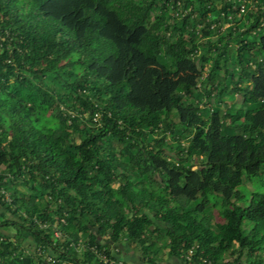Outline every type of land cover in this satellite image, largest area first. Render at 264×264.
I'll list each match as a JSON object with an SVG mask.
<instances>
[{
	"label": "trees",
	"instance_id": "trees-1",
	"mask_svg": "<svg viewBox=\"0 0 264 264\" xmlns=\"http://www.w3.org/2000/svg\"><path fill=\"white\" fill-rule=\"evenodd\" d=\"M0 208V264H264V0H0Z\"/></svg>",
	"mask_w": 264,
	"mask_h": 264
},
{
	"label": "rangeland",
	"instance_id": "rangeland-1",
	"mask_svg": "<svg viewBox=\"0 0 264 264\" xmlns=\"http://www.w3.org/2000/svg\"><path fill=\"white\" fill-rule=\"evenodd\" d=\"M227 25H228V23H226L224 26L226 27ZM248 186L251 188V184H248ZM1 211H2V208H0V213H1ZM214 216H215V219L217 221H223V218L220 216V214L218 213L217 210H214ZM7 229L11 232L15 231V227L13 225ZM57 233H58V231H57ZM31 242H32V238L27 240L25 242V245L29 246V245H31ZM110 244H111L110 248H112L114 250L113 254L115 256H118L120 258L122 257L121 259H124L125 261H127L129 263H138L139 262V264H140L139 252H138L137 247L134 246L135 245L134 243L131 244L127 240H122V241L117 242V243H111L110 242ZM117 244H118V246H117ZM82 246H84V245L81 244V246H79V248L81 249ZM80 249H79V251H80ZM67 264H70V263L67 262ZM119 264H125V263L122 261V262H119ZM163 264H183V263L176 258L166 256L163 259Z\"/></svg>",
	"mask_w": 264,
	"mask_h": 264
}]
</instances>
